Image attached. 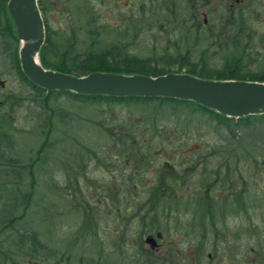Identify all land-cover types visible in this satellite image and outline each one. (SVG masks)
Masks as SVG:
<instances>
[{
    "label": "rangeland",
    "instance_id": "374dc122",
    "mask_svg": "<svg viewBox=\"0 0 264 264\" xmlns=\"http://www.w3.org/2000/svg\"><path fill=\"white\" fill-rule=\"evenodd\" d=\"M222 3L213 1L205 26L190 0H48L46 16L59 31L95 25L101 41H129L132 52L154 54L161 69L221 72L233 62L249 78L264 77V6L256 2L257 14L247 10L242 18L238 11L231 20ZM122 16L139 22L127 39L107 26ZM0 29L17 36L3 7ZM3 34L0 219L14 214L13 226L0 232V264H188L190 243L198 245L201 264H211L212 249L219 255L214 264H264V121L234 134L205 111L175 109L176 102L156 116L153 104L65 96L56 102L72 116L61 121L54 102L45 100L49 94L38 96L22 79L13 40ZM235 39L243 47L234 49ZM43 105L57 115L46 130ZM52 142L43 165L40 154ZM7 158L17 160L10 164L17 171L5 172ZM13 202L20 207L10 209ZM157 226L165 258L146 256L145 239Z\"/></svg>",
    "mask_w": 264,
    "mask_h": 264
},
{
    "label": "trees",
    "instance_id": "16d2710c",
    "mask_svg": "<svg viewBox=\"0 0 264 264\" xmlns=\"http://www.w3.org/2000/svg\"><path fill=\"white\" fill-rule=\"evenodd\" d=\"M0 2V8H4V10L7 9V3L8 0H1ZM48 0H39L40 8L44 14L45 24H46V43L43 46L41 50V61L45 67L53 68L69 73H75L77 75H85L93 71H107V72H119V73H126V74H149V75H160L165 74L168 72H172L170 70H165L159 68L158 59H155L154 54H149L147 56H142L139 53H134L131 50V45L129 41H124L122 39L114 40L113 42L102 40L98 38L96 35L99 32V29L96 30V26H91V29L87 28L83 23H79L76 25L79 26L78 28H73L72 30H69L68 28H64L59 30H55L51 28L49 24V20L46 16L47 10L49 8L47 4ZM89 5L86 6V8ZM51 8V7H50ZM80 8V7H79ZM79 8H74L72 11L75 18H78V22L80 19ZM82 10V9H81ZM244 18L245 16H241ZM119 21L121 23L117 22L116 25H107L111 29H121L124 35H122L123 39L128 37L130 32H133L135 29L139 27V22L133 21L134 17H127L122 16L120 17ZM139 18V17H136ZM240 18V17H239ZM131 19V20H130ZM77 22V23H78ZM127 22V25L125 28H123L124 23ZM243 23V22H241ZM241 23L237 26L242 27ZM200 24L203 25L202 22ZM74 26L75 24L72 23ZM8 29H10L9 25L7 26ZM140 29V27H139ZM5 30V29H4ZM7 30V29H6ZM8 31V30H7ZM0 32L4 33L3 35H9V38L13 40V59L16 63L15 67L17 68L18 73L24 79L26 82L30 83L35 89L38 90V96H43L44 98L46 95V90L40 88L39 86L33 84L30 82L27 77L23 74L21 67H20V61H19V40L17 36H11L9 32L5 33L2 29H0ZM80 33V34H79ZM85 33V34H84ZM13 35V34H12ZM100 40V41H99ZM226 47H228V43L225 44ZM243 47V43L239 40L235 39V43H233L234 49H239ZM152 48V47H151ZM155 50L152 48L151 51ZM236 63V62H235ZM233 62H228L225 66V69H223L221 72L219 71H212L208 69V67H203L200 70L197 67H194L187 71L188 73H192L194 75H198L204 78H213V79H231L237 77V79H251V80H260L264 81V77L254 76L249 78L245 73L240 72L239 68L236 67L232 68ZM230 66V67H229ZM232 70H237L231 71ZM180 72V71H178ZM223 76V77H213V76ZM67 97L71 99H91V100H100V101H123V102H137L141 103L143 102L145 105L153 104L155 105V115L161 116L164 112V106L167 103L176 102V108L178 107H184V105L187 107L188 112L193 114L200 111H205L207 114H210L211 118L213 120L217 121L218 123L224 124L225 127L229 128V130L232 133H236L240 131V129H243L246 126L251 125L252 122H260L264 121V114L262 115H251L243 118H233V117H227L225 115H222L214 110H211L205 106L199 105L193 101H185V100H179L174 98H164V97H112V96H86V95H79L72 92H60V91H54L49 94L48 97H46L47 102H54V104L57 106V115L60 117L61 121H65L66 117L72 116L69 114L66 110H63L62 106H59V104L56 102L58 101V98L61 97ZM51 97V98H50ZM99 101V102H100ZM49 104V103H48ZM51 106V105H49ZM168 106V105H166ZM52 108V106H51ZM51 108L47 107V105H43V112L40 114H44V122L43 124V130H46L47 127L50 125L49 120L54 116L50 112ZM56 112L54 114H56ZM65 126H68L66 122H64ZM255 125V124H252ZM55 145V143H52ZM52 144L46 145L45 151L47 153L40 154V159L43 161V165H46L48 163L49 159V152H53ZM5 146H2L0 142V153L2 157L4 156ZM7 154V150H6ZM50 154V153H49ZM7 157V156H6ZM17 160L12 158H7L5 160L6 170L5 172H12L17 171L15 168L11 167V163L13 165H16ZM4 165V168H5ZM15 167V166H13ZM0 167V173L3 169ZM11 170V171H9ZM18 189V186L16 185V190ZM22 194V193H21ZM23 195V194H22ZM21 195V196H22ZM16 203V204H14ZM26 203V202H25ZM16 206L20 207V205L17 202H13L10 209H14ZM28 205L27 203L24 208H26ZM13 210H10L9 217L0 219V230H6L13 226V224H10L13 218ZM1 213V212H0ZM28 216V215H27ZM26 215H22L23 218H27ZM10 219V221H7V219ZM156 227V226H155ZM158 229H161L159 226H157ZM3 230L1 232H3ZM22 228L19 230V235L22 237L27 236V232H21ZM36 235V233H35ZM24 240V239H23Z\"/></svg>",
    "mask_w": 264,
    "mask_h": 264
},
{
    "label": "water",
    "instance_id": "95a60500",
    "mask_svg": "<svg viewBox=\"0 0 264 264\" xmlns=\"http://www.w3.org/2000/svg\"><path fill=\"white\" fill-rule=\"evenodd\" d=\"M8 7L23 42L20 47L21 68L32 82L49 91L68 90L84 95L115 97H171L195 101L236 118L264 112L262 81L213 80L186 72L152 76L97 71L79 76L47 69L39 59L46 40V26L38 0H9ZM147 241L155 243L151 236Z\"/></svg>",
    "mask_w": 264,
    "mask_h": 264
},
{
    "label": "flooded vegetation",
    "instance_id": "af4514ba",
    "mask_svg": "<svg viewBox=\"0 0 264 264\" xmlns=\"http://www.w3.org/2000/svg\"><path fill=\"white\" fill-rule=\"evenodd\" d=\"M214 0H190V7L192 9V15L194 17L204 15V21H203V26L207 25L209 20H208V15H209V10L215 9L214 6L212 5ZM217 1V0H216ZM220 1V0H219ZM224 3L218 4V8H221V6H227L229 11H231V16L229 17L231 20H236L238 16H235L238 14V11H242L241 16H245L243 13H246L247 10H249L252 14L251 16H254L255 14L258 13L259 8L253 4H256V2H259V5L264 6V0H223ZM248 11V12H249ZM212 13V11H210ZM0 85L4 86V82L1 80ZM162 229H159L157 233L154 235L156 238L159 240L163 238V232L161 231ZM160 234V235H159ZM151 235V234H149ZM145 243H142L140 247L145 248L143 245ZM198 245L196 244H187L186 248L184 251H190L188 253V256H185L184 258L189 259L188 264H201V261L203 259L202 255L196 252V247ZM162 247V244L158 243L155 245V247L152 249L151 246L146 250L148 252L146 256H151V254H155L159 256V258H165L166 252L163 250H160ZM160 250V251H159ZM152 251V252H151ZM162 251V252H161ZM243 256V255H242ZM169 258V257H168ZM209 260L211 264H214V260L217 259L219 261V255L216 254L215 250L212 249V251L209 253ZM51 261V260H50ZM165 262L164 264H166ZM31 264V263H29ZM33 264H49V262L45 261H35ZM168 264V263H167Z\"/></svg>",
    "mask_w": 264,
    "mask_h": 264
},
{
    "label": "bare ground",
    "instance_id": "6f19581e",
    "mask_svg": "<svg viewBox=\"0 0 264 264\" xmlns=\"http://www.w3.org/2000/svg\"><path fill=\"white\" fill-rule=\"evenodd\" d=\"M26 41H24V43H25Z\"/></svg>",
    "mask_w": 264,
    "mask_h": 264
}]
</instances>
